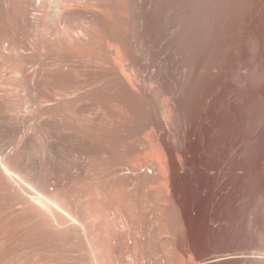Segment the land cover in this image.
Wrapping results in <instances>:
<instances>
[{"label":"bare ground","instance_id":"1","mask_svg":"<svg viewBox=\"0 0 264 264\" xmlns=\"http://www.w3.org/2000/svg\"><path fill=\"white\" fill-rule=\"evenodd\" d=\"M160 4L0 0V264H264V0Z\"/></svg>","mask_w":264,"mask_h":264},{"label":"rangeland","instance_id":"2","mask_svg":"<svg viewBox=\"0 0 264 264\" xmlns=\"http://www.w3.org/2000/svg\"><path fill=\"white\" fill-rule=\"evenodd\" d=\"M180 6V0H172V12H171V32L170 37V54L168 59V67L174 69L177 62V55L175 53V42H176V29L179 25L178 10ZM186 7L189 9L190 14V24L192 30L197 33L198 31V0H186ZM160 0H143V5L138 10L139 26L145 30L152 32L153 37L156 40L155 45V59L156 63L161 65L162 60L165 58L162 55V50L160 46V34L162 31V9ZM191 62V61H190ZM192 63V62H191Z\"/></svg>","mask_w":264,"mask_h":264}]
</instances>
